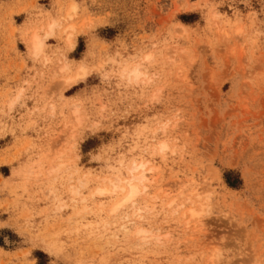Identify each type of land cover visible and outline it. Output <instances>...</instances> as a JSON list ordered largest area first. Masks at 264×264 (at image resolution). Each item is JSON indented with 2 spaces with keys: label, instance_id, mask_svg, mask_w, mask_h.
<instances>
[{
  "label": "rangeland",
  "instance_id": "rangeland-1",
  "mask_svg": "<svg viewBox=\"0 0 264 264\" xmlns=\"http://www.w3.org/2000/svg\"><path fill=\"white\" fill-rule=\"evenodd\" d=\"M39 3L0 0V264H264V0Z\"/></svg>",
  "mask_w": 264,
  "mask_h": 264
},
{
  "label": "bare ground",
  "instance_id": "bare-ground-1",
  "mask_svg": "<svg viewBox=\"0 0 264 264\" xmlns=\"http://www.w3.org/2000/svg\"><path fill=\"white\" fill-rule=\"evenodd\" d=\"M212 16L214 17V15H212ZM47 26H48V32L51 33L53 31L55 23H50ZM34 34H33V37H32V49H33V54H34L33 56H37L43 51L42 50L43 49L42 39H45V38H42L40 40L38 38V36H36L37 34H35V35ZM71 37H74V36L70 35V38ZM73 40H75V39L73 38ZM71 42H74V41H72V39H71ZM83 69H85V68H83ZM83 69H82V73H81V67L79 69L80 72L78 70V72H79L78 75H80L81 78L84 77V75L88 72V70L86 72ZM126 73H127V78L132 79L134 81H137L139 79V76L141 75V73H140V71H139L137 66H134L130 71H127ZM78 78H79V76H77L76 79H78ZM162 145H161V147L159 146L161 148V151L164 148V144H162ZM128 171H129V178H127L126 180H124V181L116 180L115 182H113V181L110 182L111 186H112V192H115L117 189H120L121 192L124 193L123 198L119 199V200H121V202H119L118 206L113 209V211H112L113 213H116L119 210L120 207H124L127 204H132V206H133L135 197L142 190H146V188H147L146 187V182H150L151 181V179L147 176V172L148 171H147V168H146V164H144V163L132 162L131 167H130V169ZM120 181L124 184L121 187L119 185ZM96 191L99 194H103L106 190H104L102 188H98V190H96ZM192 216H195V214H192ZM138 218H141V216L138 215ZM141 233H142L141 231L137 232L138 235H140Z\"/></svg>",
  "mask_w": 264,
  "mask_h": 264
},
{
  "label": "trees",
  "instance_id": "trees-1",
  "mask_svg": "<svg viewBox=\"0 0 264 264\" xmlns=\"http://www.w3.org/2000/svg\"><path fill=\"white\" fill-rule=\"evenodd\" d=\"M224 178H225L226 184L229 187L235 188L238 186V183H239L238 179L232 180L231 173H227Z\"/></svg>",
  "mask_w": 264,
  "mask_h": 264
},
{
  "label": "crops",
  "instance_id": "crops-1",
  "mask_svg": "<svg viewBox=\"0 0 264 264\" xmlns=\"http://www.w3.org/2000/svg\"><path fill=\"white\" fill-rule=\"evenodd\" d=\"M15 0H2L5 5L12 3ZM40 3L39 5L42 6L44 9H47L49 7L50 0H38Z\"/></svg>",
  "mask_w": 264,
  "mask_h": 264
}]
</instances>
